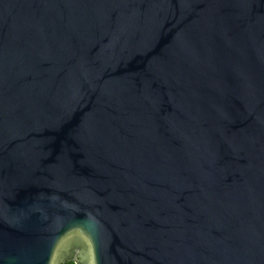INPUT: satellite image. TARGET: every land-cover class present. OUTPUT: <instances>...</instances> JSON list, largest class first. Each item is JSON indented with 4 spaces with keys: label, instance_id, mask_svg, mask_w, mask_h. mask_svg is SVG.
I'll return each mask as SVG.
<instances>
[{
    "label": "water",
    "instance_id": "water-1",
    "mask_svg": "<svg viewBox=\"0 0 264 264\" xmlns=\"http://www.w3.org/2000/svg\"><path fill=\"white\" fill-rule=\"evenodd\" d=\"M264 264V0H0V264Z\"/></svg>",
    "mask_w": 264,
    "mask_h": 264
},
{
    "label": "trees",
    "instance_id": "trees-1",
    "mask_svg": "<svg viewBox=\"0 0 264 264\" xmlns=\"http://www.w3.org/2000/svg\"><path fill=\"white\" fill-rule=\"evenodd\" d=\"M68 264H75V263L72 262V263H68Z\"/></svg>",
    "mask_w": 264,
    "mask_h": 264
}]
</instances>
